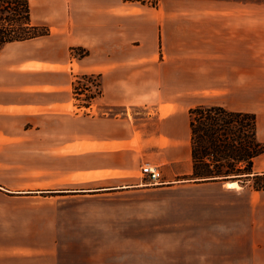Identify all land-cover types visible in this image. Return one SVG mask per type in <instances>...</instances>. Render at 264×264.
Segmentation results:
<instances>
[{
  "label": "crops",
  "instance_id": "crops-1",
  "mask_svg": "<svg viewBox=\"0 0 264 264\" xmlns=\"http://www.w3.org/2000/svg\"><path fill=\"white\" fill-rule=\"evenodd\" d=\"M30 6L32 24L50 34L0 51V81L7 84L0 115L33 122L69 113L76 108L73 76L98 75L92 155L94 174L107 185L70 194L105 204L79 207L84 215L41 228L0 221V264H264V191L251 182L143 188L140 176L147 163L182 162L178 121L197 107L255 116L264 145V0H157L155 7L30 0ZM77 47L89 56L71 59ZM26 76L43 83L30 78L20 89ZM188 135L191 161L189 119ZM189 169L187 175L192 162ZM252 171L264 175V154Z\"/></svg>",
  "mask_w": 264,
  "mask_h": 264
},
{
  "label": "rangeland",
  "instance_id": "rangeland-1",
  "mask_svg": "<svg viewBox=\"0 0 264 264\" xmlns=\"http://www.w3.org/2000/svg\"><path fill=\"white\" fill-rule=\"evenodd\" d=\"M139 2L155 7L157 0ZM80 50L87 52V56L80 58L79 54L82 53ZM88 56L89 51L84 48L71 49V59L83 60ZM2 70L4 71V67L0 65V78L4 76ZM83 75L89 76L88 79H83ZM30 78L33 79L32 83H43L40 76L20 77L18 81L20 89L28 87L25 84L30 83ZM6 87L7 84L1 80L0 88ZM99 91L101 92L100 77L92 72H81L73 76L72 93L76 108H68L69 113L59 114L56 118L38 117L33 122L25 116L0 115V126L13 130L12 133L0 132V221L30 222L33 227L41 228L45 222H61L84 215L76 213L80 211L79 207L105 204L94 201L91 197L70 194L75 191L96 190L107 185L100 180L101 175L94 174L96 165L92 155L95 147L93 140L95 120L100 118V113L95 107ZM87 96L93 98L88 99ZM170 110L171 107H167L165 113ZM190 110L185 111L184 116L178 121L180 135L184 139L180 151L182 162L167 166L147 163L158 168L160 179L152 182L141 173L142 183L145 185L143 188L211 190L223 188L221 184L195 186L194 184L201 183L183 181L192 174L187 175L191 166L188 139ZM102 118L111 117L109 113L107 115L103 113ZM147 121L150 124L152 122L149 119ZM2 129L0 128V131Z\"/></svg>",
  "mask_w": 264,
  "mask_h": 264
},
{
  "label": "trees",
  "instance_id": "trees-1",
  "mask_svg": "<svg viewBox=\"0 0 264 264\" xmlns=\"http://www.w3.org/2000/svg\"><path fill=\"white\" fill-rule=\"evenodd\" d=\"M49 34L47 27L32 24L30 0H0V51L8 44ZM87 54L83 51L79 57ZM88 77L83 75V79ZM189 128L192 174L183 181L238 182L242 186L251 182L253 190L264 191V175L252 171L253 160L264 154V145L257 142L255 116L202 106L189 111Z\"/></svg>",
  "mask_w": 264,
  "mask_h": 264
},
{
  "label": "built area",
  "instance_id": "built-area-1",
  "mask_svg": "<svg viewBox=\"0 0 264 264\" xmlns=\"http://www.w3.org/2000/svg\"><path fill=\"white\" fill-rule=\"evenodd\" d=\"M141 173L152 182H157L160 179V172L158 171V168L150 165L143 167Z\"/></svg>",
  "mask_w": 264,
  "mask_h": 264
},
{
  "label": "bare ground",
  "instance_id": "bare-ground-1",
  "mask_svg": "<svg viewBox=\"0 0 264 264\" xmlns=\"http://www.w3.org/2000/svg\"><path fill=\"white\" fill-rule=\"evenodd\" d=\"M226 188L230 189V188H235L236 187V183H227L224 185Z\"/></svg>",
  "mask_w": 264,
  "mask_h": 264
}]
</instances>
